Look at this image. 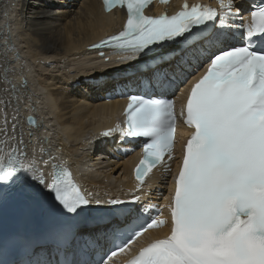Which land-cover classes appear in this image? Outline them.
<instances>
[{
  "label": "snow or ice",
  "instance_id": "snow-or-ice-1",
  "mask_svg": "<svg viewBox=\"0 0 264 264\" xmlns=\"http://www.w3.org/2000/svg\"><path fill=\"white\" fill-rule=\"evenodd\" d=\"M217 2L218 10L184 3L174 15L152 17L144 11L152 0H103L106 11L126 8L127 19L118 34L94 48H110L123 61H138L153 56L156 45H180L172 60L167 55L155 57L159 63L151 67L147 83L140 85L147 94L121 93L127 101L123 126L117 124L102 133L117 132L124 139L142 141L141 159L135 166L137 191L157 166L170 171L167 162L173 159L178 117L175 102L166 93L174 90L177 80H186L185 73L193 64L197 71L207 65L181 107L179 118L192 131L183 144L174 177L169 233L142 247L129 264H264V4H252L245 19L235 0ZM57 7H38L41 22L47 8ZM47 15L54 13L48 11ZM238 20L243 22L236 23ZM210 23L212 31L208 32ZM230 29L240 30L238 43ZM8 71L6 66L5 83L10 84ZM16 92L15 86L6 87L9 98L0 97V136L4 137L0 143L11 141L10 151L0 148V205L11 200L22 210L34 211L47 199L53 200L59 219L52 225L51 236L67 244L75 239L76 218L88 212L90 205L116 206L125 201L91 198L92 193L82 192L62 164H52L50 180H46L35 155L29 157L22 136L17 137L21 98ZM13 103L16 106L9 121L8 109ZM28 123L34 125V118L28 117ZM41 153L46 154L44 149ZM138 202L139 197L133 196L131 203ZM135 211L131 223L124 228L113 225L109 230L116 246L96 264H109L144 232L166 226L159 215L141 223L140 210ZM126 232L130 235L122 239Z\"/></svg>",
  "mask_w": 264,
  "mask_h": 264
},
{
  "label": "bare ground",
  "instance_id": "bare-ground-1",
  "mask_svg": "<svg viewBox=\"0 0 264 264\" xmlns=\"http://www.w3.org/2000/svg\"><path fill=\"white\" fill-rule=\"evenodd\" d=\"M18 1V5H13L18 10L13 16L15 22H11L10 26H14L17 38V50L12 49V52L14 55L17 53L19 59L13 60V55L1 45L3 39L0 37V97L9 98L4 93V88H9L5 83L6 66L9 70L12 67L19 69L17 73L25 76L30 83L31 92L20 89L17 93L21 98L17 120L18 139L22 136L24 145L28 147L26 152L32 149L29 140H39V134L35 132L29 138V129L25 128L24 120L29 115L40 116L43 126L46 123L50 126L49 142L43 139L41 146L49 159L53 156L54 159L50 160L67 163L77 182L92 196L124 198L138 183L131 177L133 158L122 156L119 153L122 148L116 143L111 144L114 135L101 134L119 122L126 99L118 96L107 103L103 100L104 94L113 93V88L118 85H123L119 88L122 93L138 83H129L135 75L122 71L117 73L121 74L118 78L112 77L117 59L121 57L111 54L106 62L103 58H97L96 51L89 49L94 42L120 28L123 19L120 8L106 11L100 0ZM51 5L59 7L47 8L41 22L37 8ZM152 5L154 10H160L173 9L175 4L168 2L158 5L153 2ZM236 7L240 9L239 5ZM4 8V1H1V15L6 11ZM48 11L54 15H47ZM4 21L6 18L3 20L0 16V32L3 31ZM126 63L128 61H123V64ZM14 75L16 73L8 71L7 79L11 77L12 83L19 89V77ZM15 106L13 103L8 109L9 121ZM0 124H3V113H0ZM42 132H45L44 129ZM50 143L58 147L54 148ZM7 145H11V141ZM116 159L120 161L117 163ZM168 165L173 173V162L170 161ZM168 175L169 171H166L160 179L158 170L150 173L142 190L136 192L139 203L148 201L150 194L154 198L153 202L159 201L166 192L167 183L164 185L163 180H167ZM158 179L160 183H157ZM160 192L162 196L158 195Z\"/></svg>",
  "mask_w": 264,
  "mask_h": 264
},
{
  "label": "rangeland",
  "instance_id": "rangeland-1",
  "mask_svg": "<svg viewBox=\"0 0 264 264\" xmlns=\"http://www.w3.org/2000/svg\"><path fill=\"white\" fill-rule=\"evenodd\" d=\"M212 1H214V0H212ZM71 72H72V71H71ZM115 161L118 163L120 160H119V159H116ZM160 193L162 194V192H160Z\"/></svg>",
  "mask_w": 264,
  "mask_h": 264
}]
</instances>
